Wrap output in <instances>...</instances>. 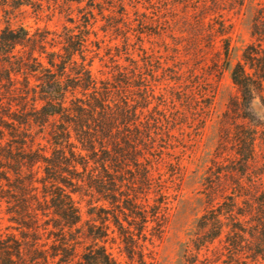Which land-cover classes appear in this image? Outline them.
Returning a JSON list of instances; mask_svg holds the SVG:
<instances>
[{
	"label": "trees",
	"instance_id": "obj_1",
	"mask_svg": "<svg viewBox=\"0 0 264 264\" xmlns=\"http://www.w3.org/2000/svg\"><path fill=\"white\" fill-rule=\"evenodd\" d=\"M237 4L0 0V264H154L173 199L197 211L181 264H264V4L242 47ZM53 6L62 32L39 25ZM29 8L37 27L14 24ZM225 73L236 93L213 122Z\"/></svg>",
	"mask_w": 264,
	"mask_h": 264
},
{
	"label": "rangeland",
	"instance_id": "obj_2",
	"mask_svg": "<svg viewBox=\"0 0 264 264\" xmlns=\"http://www.w3.org/2000/svg\"><path fill=\"white\" fill-rule=\"evenodd\" d=\"M264 4V0H238V4L236 5V8L225 11L226 18L230 19L235 24V30L236 33L234 35V45L237 47H242L244 44H247L251 41V21L253 18L254 13L256 12V9L258 8L259 4ZM242 4V5H241ZM47 4L45 3V6ZM53 9L55 7L53 6ZM73 9L75 12L73 13V16H78V10L77 5H74ZM180 10L183 9L182 6L179 7ZM27 14L18 16L17 19L14 20V24L19 25L21 23L33 26L35 29L37 27V17L33 12V9H26ZM47 13L43 15V22L39 25L41 27L48 26L52 30H57L59 32L63 31L64 26L68 25L71 26L68 23L67 14L66 13H60L59 9L55 11H48L46 8ZM5 26L4 23L0 24V30ZM174 36V38H172ZM186 35H183L180 33V31H176L175 35H168L166 38V43L169 45L170 52L172 50L176 49L181 44H186L187 41H184L186 39ZM204 44V43H203ZM204 50H207V48H204ZM184 56V53H183ZM208 64H212L211 61ZM236 93V89L234 88V85L230 79L229 73H225L223 76V79L220 83L219 92L216 97L215 101V116L213 122L217 120V116H221V114L226 110L227 103L229 101V98L232 94ZM252 112L256 116V118L262 120L264 122V104L260 97H257L252 104ZM213 123H210L208 128H206L204 140L202 142V145L204 143L209 142L208 139H210V144H214L216 141L215 138V129L212 126ZM190 132L194 133L193 130H190ZM195 135V134H194ZM189 154V153H188ZM189 168V174L195 170V166L192 164L188 165ZM199 188V184H190L185 189V193L187 194V197L191 198V201L196 200V195L194 192ZM175 195V193H174ZM172 205L171 211H169V217L162 221L163 223V229H161L162 232L157 230L156 223L151 224V232L148 233V236L150 238V241H147L146 243V256L147 260H151L154 262V264H181V242L185 241L186 236V229L189 228V226L192 225L196 218L197 211L192 212L191 210L187 209L185 204H181L175 199ZM196 202L194 203V207L196 208ZM82 207L84 211H87L86 203H82ZM3 213L0 215V233L6 232L7 228L9 226H12L11 223L8 221V217L4 214V205L2 206ZM87 218V217H85ZM182 223H185V225ZM186 223L188 225L186 226ZM184 226V227H183ZM154 228V229H153ZM151 233V234H150ZM109 246H113V252L114 254L123 262H126L125 255L120 254L119 249V242L117 243H111L109 241ZM150 257L152 259H150ZM154 258V259H153Z\"/></svg>",
	"mask_w": 264,
	"mask_h": 264
}]
</instances>
